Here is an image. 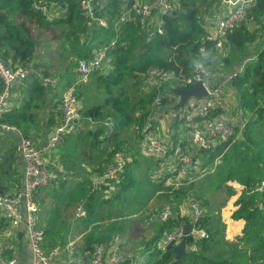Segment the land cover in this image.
I'll use <instances>...</instances> for the list:
<instances>
[{"label":"trees","instance_id":"16d2710c","mask_svg":"<svg viewBox=\"0 0 264 264\" xmlns=\"http://www.w3.org/2000/svg\"><path fill=\"white\" fill-rule=\"evenodd\" d=\"M32 1L0 0V60L12 69L32 67L43 77H53L51 74L53 66L50 59L57 61L67 59L69 60V65L65 69L67 74L63 73L61 76H68L64 79L66 81L64 86L70 87L78 80L74 72L77 62L91 57L95 49L108 43L113 34L112 28H101L95 22L88 25L89 19L79 11L75 0H63L62 2L41 0L45 1L51 9L65 16V19L59 16L52 19L43 17L32 10ZM219 1L221 0H177L174 11L163 18V39L154 35L149 36L146 32L135 34L136 43L132 50L135 64L131 67L127 64V58L122 54V50L114 49L111 52V71L106 75L96 73L91 76L96 86L103 85L107 91L104 102L97 106L80 107L83 120L78 126L82 125L85 128L86 135L95 140L92 142L95 146L96 140L99 141V135L105 133L101 121L107 116L113 119L114 131L104 140L116 144L108 151L103 162L98 165V170L105 168L111 162L119 146L123 144L122 141H118L119 138L129 129H133L134 137L141 139L143 128L149 124L147 119L151 114L149 109L151 102L157 95H163L172 90V87L157 88L155 83H148L150 68L188 76L196 64L211 69L222 64L228 71L230 70L223 74L235 72L231 80L225 83L226 87L232 88L238 94V107L241 112L244 111L242 115L250 114L241 130H239L240 125L237 124L235 130L238 131V137L236 139L223 143L201 159L202 168L210 173L209 178H214L219 187L217 189L225 190L232 195L234 193L230 186L231 183H237L243 187L231 214L232 221L237 223L235 237L226 239L222 234L224 224L219 222L218 216L206 212L201 220V226L209 233V238L197 241L187 238L186 244L189 249L181 258L175 260L171 249H166L161 253L157 248V243L163 233L172 232L180 221L185 223L189 221L187 216L180 217L178 212H175L177 209H174L169 219L157 222L155 232L150 239L141 242V256L145 254L146 260L138 262L139 260L135 261L132 256H128L121 264H264V198L256 202V197L251 194L255 185L264 180V48H262L264 0H256L255 7L250 11L254 22L252 26L240 25L227 33L223 51L228 49L231 51L229 54L240 52L242 55L245 53L251 56L256 55L253 61L245 62L242 66L239 61L236 62L237 60L234 64L233 56L225 57L221 50L216 49L212 43L199 41V38L205 34L200 19L201 13L204 12L200 11L199 7H204L206 11L208 6ZM98 3L100 9L96 12V17L110 20L119 10L121 0H108L105 3L98 1ZM45 49L47 55L43 53ZM52 53L54 55H51ZM70 72L73 75H70ZM26 79V97L21 107H15L2 118L3 122L14 125L18 129H21L22 125L32 118L28 111L40 104H46L48 92L52 87V84L43 83L33 73L23 81ZM130 79H132L131 90L124 91L120 95L112 93L113 86H118ZM145 81L147 84H144ZM79 84L77 85L78 90L85 83ZM58 85L62 86L58 81L54 87ZM174 87L178 88L175 85ZM130 88L127 87V89ZM162 101L165 104L166 101ZM87 118H92L96 122L94 130L89 129ZM56 121L57 117L55 121L49 117L46 128L54 126ZM22 133L26 135L23 131ZM126 167L127 165L123 168L126 169ZM113 181L110 180L109 183ZM130 181L134 182L133 176H130ZM199 183L176 188L165 187L162 182L159 184L164 190L163 194L167 202L175 203L177 199L190 202L196 197L195 200H200L201 194L190 188L198 186ZM82 184L83 182L80 181L79 189L68 195L72 196L71 201L75 200V195L76 199L77 197L82 199L81 197L85 195L88 199L83 203L85 216L81 218V225L84 233L80 237L81 245L77 246L76 252L90 254L94 246L109 244L115 236H121L125 229L114 221H110V213L106 217L99 215L100 208L96 211L99 207L96 205L97 200L90 201L94 195L87 196L84 188L82 189ZM114 186L117 191H124L128 188L125 182H119ZM0 192L3 191L0 189ZM180 203L182 202H177L176 205ZM188 205L187 202V207ZM174 212L175 215H173ZM58 216L57 209L53 210L52 219L48 222L52 225L44 230L49 245L64 246L68 237V227L55 221ZM5 225L0 220V229Z\"/></svg>","mask_w":264,"mask_h":264},{"label":"built area","instance_id":"2783aa9c","mask_svg":"<svg viewBox=\"0 0 264 264\" xmlns=\"http://www.w3.org/2000/svg\"><path fill=\"white\" fill-rule=\"evenodd\" d=\"M98 1L105 3L108 0H75L79 11L89 19L88 25L95 22L101 28L111 27L113 34L110 41L94 51L86 60H79L74 69L78 80L67 87L57 103L58 118L47 139L39 142L34 137L24 135L14 125L7 124L2 118L14 108V86L23 81L29 74H36L37 78L46 84H55V77H43L32 67H18L12 69L0 60V133L12 134L17 139V152L22 161L21 186L13 194L0 193V220L6 224L3 228L24 227V233L30 250V264H121L126 260L120 249V239L114 238L109 244L94 246L93 251L76 252L72 243L62 247L59 244L49 245L45 230L39 223V205L37 193L53 187L57 179L55 170L48 165L46 156L52 154L68 136L75 133L83 118L80 113L76 88L79 82L86 81L96 73L108 74L112 66L111 52L120 48L127 60L133 59L132 50L135 46V34L146 32L164 38L162 28L163 18L171 14L177 0H121L116 15L107 20L97 18L96 12L100 9ZM256 0H221L220 15L215 22L209 23L205 34L199 38L200 42H209L216 49H224L227 33L240 25H253L251 9ZM33 11L40 13L47 19L65 16L51 9L45 1L33 0ZM264 48V42L262 44ZM256 55L249 56L245 62L253 61ZM132 65H130L131 67ZM236 73L212 76L209 67L196 64L188 76H182L172 71L150 68L148 80L155 83L157 88L167 86L172 90L175 86L186 89L201 85L206 91L202 98L190 97L186 103L175 110L178 98L172 90L163 95H157L151 102L149 122L141 132V147L147 157L164 162L167 169L161 168L158 179L165 187H180L191 184L201 178L206 170L202 168V157L223 143L236 139V117L231 114L229 107L226 82L230 81ZM166 101L163 104V101ZM89 129L94 130L96 122L87 118ZM101 124L105 130L104 136L114 131V121L105 117ZM169 124L167 132L161 129ZM140 147V148H141ZM139 148V149H140ZM129 161L128 155L116 152L105 171L96 176L97 184L107 180H116L117 175ZM159 166V164H158ZM162 167V166H161ZM231 186V184H230ZM231 189L241 195L243 187L232 184ZM256 202L264 198V180L259 181L251 191ZM190 217L187 223L180 221L172 232L162 234L157 248L163 253L169 244L176 245L182 239L190 238L194 241L206 240L209 233L201 226L205 211L199 200L191 199L188 205ZM84 210L78 209V216H84ZM172 216L170 210L149 214V220L155 218L164 222ZM190 225V231L184 235L183 228ZM189 247L185 245L187 251ZM14 256L7 257L0 245V264H16Z\"/></svg>","mask_w":264,"mask_h":264},{"label":"rangeland","instance_id":"374dc122","mask_svg":"<svg viewBox=\"0 0 264 264\" xmlns=\"http://www.w3.org/2000/svg\"><path fill=\"white\" fill-rule=\"evenodd\" d=\"M200 11L204 12L203 20L204 17H208L209 19L207 20L210 21L213 19L211 17V13H209V10L204 11V7H199ZM49 49V47H45ZM38 50H40L38 48ZM228 49L225 51L221 50V53L224 54L225 57H232V61L234 64L236 62H240L241 66L245 63V58L244 55H249L250 54H244L240 52H233L229 54ZM44 55H47L46 49L43 51ZM51 55H54L53 53ZM230 55V56H229ZM253 55V54H252ZM248 56V57H249ZM237 60V61H236ZM53 69L51 70V74L53 77L58 79L59 83L62 84V87H64L65 82L64 79L67 78L68 76H61L63 73H66L67 65H69V60H53V58L50 59ZM236 61V62H235ZM130 64H134L133 60L131 59ZM233 64V65H234ZM237 66V65H236ZM213 69L215 71H213ZM212 76H220L223 73L229 72L228 69L223 66L222 64L217 65L215 68H210ZM67 74V73H66ZM70 75H73V73L70 72ZM141 76V75H139ZM60 79V80H59ZM91 80V82H88L91 84V86L88 83H85L88 80ZM94 79L89 77L86 81H81V83H85L82 86L88 84V87L91 89V94L96 97L100 96H106L107 91L105 90L103 85H95V82L93 81ZM148 83H151V80H147ZM144 83V82H143ZM79 84V85H80ZM132 79L126 80L122 84L118 86H113L111 89L112 93L114 95H120L124 91H128L132 89ZM144 84H147L146 81ZM150 85V84H148ZM55 84H52V87H54ZM131 86V88H130ZM130 88V89H127ZM227 92H228V99H229V107L231 109V114L235 115L237 121H236V127L239 126V130H241L244 127V123L246 122L248 115L250 113H246L245 115H242V111L238 107V94L235 93V91L232 88L226 87ZM76 93L79 96L78 89L76 88ZM237 95V98H236ZM59 101L56 100V102ZM44 105V104H43ZM43 105L40 104L37 107H35L33 114H31L33 117H38L40 115V112L43 115ZM85 104H81L83 107ZM56 104L54 105V107ZM46 107H49L48 105ZM46 107L44 109L46 110ZM57 108V106H56ZM241 118H244V120H241ZM238 124V125H237ZM168 128H170V125L167 124L164 129H161L163 133L167 132ZM134 130L129 129L122 137L119 138L118 141H122V145L119 146L118 151L116 152H121L129 157V161L124 164L127 165L126 169L122 170V174L119 176L117 175L116 180H114L112 183H109L110 180L104 181L100 183L99 185L95 184L98 183L99 181L95 182L93 180V183L91 182L92 178H81V181L84 184V189L85 192L87 193V196L94 195V197L90 201H94L95 199L97 200V206H99L96 211H99V215H103L106 217L108 213H110V221H114L117 223V225L122 226V228L125 229V231L122 232L121 236H118V239H121V241L124 243V247L122 248V251L125 253L124 256H132L134 253L135 257H138L140 259V262L142 261L145 257V254H142L141 256V242H146L150 239L152 234L155 232V227L156 224H158L155 220H149L148 216L151 213H157L160 211L164 210H170L173 212L174 209H177L175 212H178L180 209H182V206H187V202L189 204V201L183 199L179 200L177 199L175 203L173 201L167 202V198L164 197V190L160 187V180L158 179V174L160 173L161 168L167 169L166 165L164 162L160 161L159 163L156 162V160H153L149 157L146 156L144 153L143 148L141 147V139L140 137H134ZM78 131L75 132V135L70 136L64 143H63V150L65 152L70 151L72 144H75V142L72 141H84L87 143H90L91 146L87 148H80L78 152H72L71 155H76L80 157L82 160L85 161V164L88 162V160H92L91 163H95V159H97V164L103 162L104 158L108 155V151H110L112 148L115 147L116 143H111L109 140H104L106 139L104 135H99V141L96 140V145L92 144L93 140L91 136L89 135H84V136H78L76 135ZM238 134V131H236ZM119 144V143H118ZM141 147V148H140ZM140 148V149H139ZM86 153V155H85ZM112 161V159H111ZM90 162V161H89ZM109 162L108 164H110ZM107 164V165H108ZM159 164V166H158ZM106 165V166H107ZM162 166V167H161ZM105 168H101L98 170V175L102 174L105 171ZM209 172L206 171L205 174L199 178L196 182L198 183V186L195 187H190L192 190H195L196 192L201 194V199L199 200L202 203V207L205 211V213H212L214 216L221 217L224 216L225 219L224 221H229L230 215L229 211L233 210L234 208V203L237 201V199L240 197L237 192L233 191L234 194L230 195L228 192L222 189H217L219 188L216 184V181L211 178H209ZM57 175V172H56ZM91 175V173H90ZM130 176H133L134 182L131 183L130 181ZM82 177V174L81 176ZM206 177V178H205ZM58 179V176H57ZM56 179V180H57ZM119 182H125L126 186L128 187L124 191H117L116 187L114 186L115 184L117 185ZM232 184H237V183H231ZM187 185V184H185ZM131 186V187H129ZM157 186V189H156ZM184 186V185H182ZM57 187V186H56ZM52 190V192L55 190ZM181 187V186H180ZM58 191L55 192V194H59V191L61 187H57ZM51 192V193H52ZM54 193V192H53ZM85 193V194H86ZM89 193H91L89 195ZM179 197V196H177ZM82 199H75V205H73L75 209V213L78 214V209L84 210L83 208V203L84 201L88 200L85 197H81ZM191 199V198H190ZM189 199V200H190ZM196 199V197L194 198ZM177 202H182L178 205H176ZM69 202H67L68 204ZM233 203V205L231 204ZM66 205V204H65ZM188 208V207H187ZM41 209V208H40ZM65 209V208H64ZM71 210V209H70ZM69 210V211H70ZM187 211L188 209L185 208ZM42 211V210H41ZM85 212V211H84ZM101 212V213H100ZM174 212V213H175ZM187 211L186 213H189ZM60 213V212H59ZM65 215H73L67 212V209H65ZM174 215V214H173ZM85 216V214H84ZM83 216V217H84ZM39 217V213H38ZM82 217V218H83ZM219 221L220 218L218 219ZM223 223V222H222ZM226 223V224H227ZM224 224V223H223ZM225 226L223 227V232L222 234L226 237V239H233L235 237V232L233 233V230L230 228H226L228 232L225 234ZM230 229V230H229ZM3 230V229H2ZM2 232L0 231V242L2 241L1 238L3 239ZM81 237V236H80ZM117 237V236H115ZM79 238V237H78ZM81 240V239H80ZM127 241V242H125ZM73 244V243H72ZM74 247L76 248L75 244ZM77 249V248H76ZM134 256H132L134 258ZM146 260V259H144ZM136 264H141V263H136Z\"/></svg>","mask_w":264,"mask_h":264},{"label":"crops","instance_id":"0c3cea01","mask_svg":"<svg viewBox=\"0 0 264 264\" xmlns=\"http://www.w3.org/2000/svg\"><path fill=\"white\" fill-rule=\"evenodd\" d=\"M221 1L216 2L210 6H208L209 10L208 12L211 13V17H213L212 20L208 21V17H204L203 20V15L201 13L200 19L202 20V25L204 27V31L206 27L209 25L211 22H215L216 19H218L220 15V5ZM112 35V34H111ZM111 37V36H110ZM96 51V49L94 50ZM93 51V52H94ZM245 58H247L249 55H244ZM133 63L135 64L134 59ZM130 60H127V64L130 66ZM132 64V65H134ZM101 75H105L101 73ZM28 79V78H27ZM27 79L26 81H20L17 82L14 86V105L15 107L19 108L22 105L23 99L26 97V86H27ZM91 82L89 79L85 83ZM57 83V82H56ZM55 83V84H56ZM89 84V83H88ZM88 84L86 86H81L78 90L79 92V98H78V103H79V109L81 104H85L88 106H97L101 105L104 102V99L106 96H98L94 98L91 94V89L88 87ZM91 86V84H89ZM51 89L48 92L47 95V102L45 105H43V115L40 112V115L38 117H33L29 119V121L25 122L20 131L24 132L26 136H31L34 137L36 140L39 142H43L47 139L49 133L51 132L53 125L50 127L46 128L47 119L49 117H52L53 121H55V117L58 118L59 114L57 113V108L52 107L54 106L58 100L60 99L62 92L67 88L66 86L62 87L61 85H58L55 87H50ZM90 90V91H89ZM176 96V95H175ZM177 97V96H176ZM178 98V97H177ZM49 104V105H48ZM49 107H46V106ZM57 105V104H56ZM46 107V110L44 109ZM34 108H32L30 111H28V114H33ZM76 135L78 136H84L86 135V130L85 128L82 127V125L78 126ZM75 135L73 133L70 136ZM68 136L59 146L56 147L52 151V154L49 156H46L48 165L51 169L55 170L57 172L58 179L54 182L53 187L50 189H45L41 190L37 193V201L39 205V221L40 225L44 228H47L51 226L52 224H48V222L52 219V213L53 210L60 212L58 218L55 220L57 223H61L65 226L68 227V233H67V239H66V246L68 243H73L75 244L76 248L77 246L81 245L80 243V236L84 233V228L81 225V218L78 216L77 213H75V209L73 205H75V200L71 201L70 197L68 194L69 193H74L75 190L79 189L78 183L81 181L79 179L85 178V177H90L91 182L93 183V180L96 182V176L98 175V165H96L97 159H95V163H91L92 160H88V162L85 164V161L82 160L80 157L76 155H71L72 152H78L80 148H87L89 147L90 143L84 142V141H72L75 142V144H72L70 151L65 152L63 150V143L70 137ZM17 139L15 136L12 134H7L3 135L0 133V189L3 191L2 194H13L18 191V189L21 186L22 178V161L20 159V156L17 152ZM86 155V153H85ZM90 161V162H89ZM100 165V163H99ZM124 169V168H123ZM91 173V175H90ZM82 174V177H80ZM97 184V183H95ZM99 185V184H97ZM61 187L59 194H55L56 191H58L57 187ZM52 192L53 189H55ZM68 188V189H67ZM84 188V184H82V189ZM85 190V189H84ZM69 191V192H68ZM52 192V193H51ZM1 193V192H0ZM65 193V194H64ZM61 194V195H60ZM76 194V193H75ZM59 196V198H58ZM69 197V198H68ZM76 199V195L74 197ZM67 202H69L67 204ZM66 204V205H65ZM233 205V203H231ZM56 207V209H54ZM183 208L178 211V215L180 217L182 216H187L188 218L190 217V213H186L189 210L187 206H182ZM41 208V209H40ZM67 209V212L73 215H65V209ZM71 209V210H70ZM42 210V211H41ZM70 210V211H69ZM74 210V211H73ZM234 210V208H233ZM233 210L229 211V214L233 212ZM175 215V213H174ZM176 217V216H175ZM220 218L221 221L220 223H224L225 226V234L228 228L231 227L233 230V233L236 232L237 228V223L232 221L231 215L230 219L227 223V221H224L225 217L221 215ZM227 223V224H226ZM227 228V229H226ZM3 229V230H2ZM0 231L2 232L3 239L1 238L0 245L4 250V254L7 257L14 256L17 259L16 264H30V250L28 246V242L25 237L24 233V227L23 225H20L19 227L16 228H11V227H6L5 229L2 228ZM230 230V229H229ZM1 234V233H0ZM79 237V238H78ZM118 238V237H115ZM127 242V241H125ZM48 243V241H47ZM62 246V245H60ZM62 246V247H64ZM124 246V243L120 239V249L123 254L125 253L122 251V248ZM125 247V246H124ZM126 248V247H125ZM134 256V253L132 254ZM146 257V256H145ZM144 257V259H145ZM125 258L127 259L128 256ZM135 261H138V257L133 258ZM143 259V260H144ZM140 262V261H138Z\"/></svg>","mask_w":264,"mask_h":264},{"label":"water","instance_id":"95a60500","mask_svg":"<svg viewBox=\"0 0 264 264\" xmlns=\"http://www.w3.org/2000/svg\"><path fill=\"white\" fill-rule=\"evenodd\" d=\"M62 1L63 0H60V2ZM173 93L178 97V102L174 106L175 110L181 108L190 97L202 98L206 96V91L201 85H195L186 89L175 88L173 90ZM190 227H191L190 225H186L183 228L184 235H186L190 231ZM185 245H186V239L184 238L176 245L169 244L167 246V249H171L173 251V258L177 260L185 254L186 252Z\"/></svg>","mask_w":264,"mask_h":264}]
</instances>
